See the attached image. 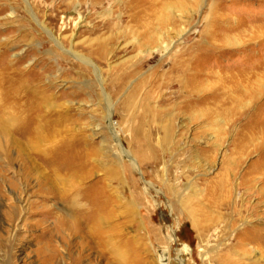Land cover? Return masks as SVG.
I'll list each match as a JSON object with an SVG mask.
<instances>
[{
  "label": "rangeland",
  "instance_id": "374dc122",
  "mask_svg": "<svg viewBox=\"0 0 264 264\" xmlns=\"http://www.w3.org/2000/svg\"><path fill=\"white\" fill-rule=\"evenodd\" d=\"M158 2L145 43L142 0H0L3 77L21 86L22 104L37 97L52 149L82 159L70 176L35 156L28 177L22 152L9 164L0 151V264H47L52 247L51 264H264V139L244 137L264 94L243 107L230 99L238 86H264V0ZM181 57L211 83V123L196 119L201 103L183 108L172 69ZM58 175L80 207L42 194L41 177ZM220 176L226 206L211 211ZM96 194L102 241L89 222ZM11 208L23 229L10 226Z\"/></svg>",
  "mask_w": 264,
  "mask_h": 264
},
{
  "label": "bare ground",
  "instance_id": "6f19581e",
  "mask_svg": "<svg viewBox=\"0 0 264 264\" xmlns=\"http://www.w3.org/2000/svg\"><path fill=\"white\" fill-rule=\"evenodd\" d=\"M158 1L159 0H155L154 2L152 0H142L143 7L147 8V10L151 11V13H152L149 16H148V14H145L139 20V21H141L142 25L148 26V29L145 28V31L144 32L142 31V33H141L142 39L144 40L145 43L147 41L149 42L150 40L151 41L153 40L152 39L153 38L152 37V30H151L153 28L150 29V24L154 20H160V17H161L160 15H158V9H159V7L162 8L164 5L161 6V4H163V2L159 3ZM160 12H161V10H160ZM187 62H189V61L187 60ZM187 62H185L182 59V57L179 59L175 58V63L173 64V68H172V69H174V72L176 71L175 80L179 84V90L178 91H179L180 97L182 98L183 108L193 110L194 108H197V106L201 103L202 105H204L205 110L202 111L200 114L199 113L196 114L195 115L196 119H202L207 123H211V93L207 92V91H210L208 89L211 88V83H209V81H207V80L205 83L202 82V84H200L201 82H197L194 78V75L189 74L190 73L189 72L190 71V64ZM261 66H263L262 70H261L262 71L261 74L264 75V62ZM261 66H259V68ZM185 71H187L188 73L185 74ZM193 72H191V73H193ZM3 75H4V71L0 70V151L4 154V156H5L4 159L7 160L9 162V164L11 163V161L13 162L14 159L12 157V154H13L12 151H13V148H16L18 150V152H22V156L26 157V159H27V162H25L26 163L25 167H26V173H27L28 177L31 176V173H33L38 167L35 156L38 157L39 160H42L53 172H56V173L57 172H63L65 175L69 174L70 176L75 175V173H77V171H76L77 167L82 163V161H81L82 159H78L77 157H75V158L67 157L65 155V153L68 152L66 147H64V149L62 151H59V152H56V151H54V149H52V147H53L52 145H54L52 140H54V139L53 138L51 139V137H44L45 135L43 136V134L40 133V130H39L40 129V122H39L40 120L38 117L40 116L39 114L41 113L42 110H41L40 104H37L35 101L37 97H35L34 95H30L29 97H27L28 98L27 103L22 104L21 103V93H20L21 86L18 87L15 80H11V81L6 80L4 78L5 76L3 77ZM18 82L21 84V83H23V80L20 79V80H18ZM203 83H204V85H203ZM201 92H202V94H199ZM263 92H264V86H259V85L252 86V83L251 84L248 83L246 85L245 89H242L241 86H238L236 91L234 92V95L233 96L230 95L231 96L230 99L233 103L235 102L236 105L241 106L244 99L248 97L251 100V103H255V104L257 103L258 104V103L262 102L263 103L262 104L263 110H260V111H264V101L259 102L261 100V97L264 94ZM176 96H177V94H176ZM226 96H227V94H226ZM247 102L249 103V101H247ZM248 103H246V104L248 105ZM241 107H243V106H241ZM49 111H50L49 108L48 109L46 108V110H44V112H47V113H49ZM189 112H191V111H189ZM262 115H264L263 112L261 114H259L256 117V119L248 125V127L246 126L248 129H247V131H245L244 137H246V141L248 142V144L257 141L258 139H260V140L264 139V117ZM56 133L61 134L58 131ZM168 134L169 133H166V136H168ZM21 137H23L26 140V142L29 144V146H30L29 152H23V148L21 145L22 142L20 141ZM62 142H66V140L63 139ZM41 143L45 146V148H41V150H38V145H41ZM242 144H243V142H242ZM245 146H247V145H245ZM257 147H258V145H256V149H258ZM262 153H263V157H264V152L262 151L261 154ZM254 175L255 174L249 175V177L253 178ZM222 176H225V174H222ZM66 180H67L66 176H64V175H60V176L58 175L56 177V180L51 178V177H48V176H42L40 179V184H39L40 190H41L42 194L46 197H48L49 195H54L56 198H58L64 202L72 204L73 206L75 205L77 207H80V205H79V197L80 196L78 193L74 194L76 192H73V189L75 191V187H73L71 190H70V188H68L66 186L60 187V184L65 185ZM246 181H248V180H246ZM241 184L242 183H239V186ZM11 186H12V183H11ZM226 190H227L226 189V181L223 180L222 177L213 179L211 181V198H210L211 199L210 200L211 201V211H213L214 205H218L222 208H224L226 206L225 201H223L224 197L226 196ZM11 196L13 197V195H11ZM99 200H100V198L96 194L95 198H94L95 203H92V204H94V208L92 207V209H91L92 212L90 214V221L89 222L91 223L92 228H94L93 236L95 237V239H97V241H102V239L104 237H103L102 231L100 230V225L102 223V219H101V215L99 212L101 210V207L98 206ZM18 201H19V204H22L21 199H18ZM206 209H207V207H206ZM7 210L5 211L7 218L9 217V219L11 218L13 220L16 219V214H17L16 210L15 209H12L11 211H7ZM18 214H19V212H18ZM71 216L72 215H70V213H69V217H71ZM71 219H73V217ZM74 219L76 220V218H74ZM221 219H223V217ZM10 222H12V224H10V226H13V230L23 229V225L21 224L22 221H15L14 220V221H10ZM57 222H58L56 225L57 229L62 230V229H64V227H63L65 225L64 223H67L68 221H62V219L60 220V218H59V219H57ZM77 222L78 221H74V223H77ZM192 223L196 227H202L203 228V226H202L203 222L202 221H192ZM21 226H22V228H21ZM24 230H25V228H24ZM53 231L52 230L47 231V236L50 237V239H51V236H53ZM263 237H264V234H263ZM263 237H262V239H263ZM240 238H242V237H240ZM249 239L247 241H246V239H243L242 241H240V245H241L242 249H244L245 246L248 245ZM253 239H255V238H253ZM263 246H264V243H263ZM52 248H48V250H47L48 252H50L49 261H47V264H51L52 263L51 260H55L57 257V254H58ZM241 251L239 250L238 253H241ZM45 256H46V254H45ZM39 257H40V255H39ZM46 260H48V259H46ZM75 264H79V263L76 262Z\"/></svg>",
  "mask_w": 264,
  "mask_h": 264
},
{
  "label": "water",
  "instance_id": "95a60500",
  "mask_svg": "<svg viewBox=\"0 0 264 264\" xmlns=\"http://www.w3.org/2000/svg\"><path fill=\"white\" fill-rule=\"evenodd\" d=\"M163 261V260H162ZM165 262V261H164Z\"/></svg>",
  "mask_w": 264,
  "mask_h": 264
}]
</instances>
